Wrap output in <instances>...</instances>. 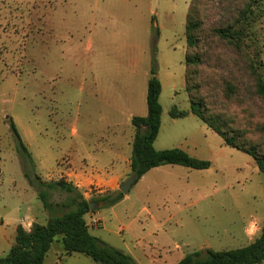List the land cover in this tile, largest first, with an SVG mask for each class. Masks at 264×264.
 <instances>
[{"label": "rangeland", "instance_id": "1", "mask_svg": "<svg viewBox=\"0 0 264 264\" xmlns=\"http://www.w3.org/2000/svg\"><path fill=\"white\" fill-rule=\"evenodd\" d=\"M191 1L0 0V230L29 208L44 206L41 193L63 204L53 212L47 209L48 217L71 209L75 193L42 185L39 176L62 180L59 172L70 161L99 173L113 162L122 166L121 155L132 154V118L148 113V83L155 69L163 106L156 149L184 147L212 166L164 165L116 205L94 203L109 228H126L112 233L111 243L125 240L144 264H176L196 251L207 254L253 241L264 223V175L252 156L226 146L191 111L185 77ZM207 1L209 21L219 24L248 0ZM255 31L264 62V11ZM174 107L190 114L172 118ZM11 119L32 160L19 152ZM117 139L122 147H111ZM76 192L87 193L89 200L100 195L94 188ZM90 231L109 238L103 226ZM59 241L52 255L62 258ZM151 255L158 256V263ZM5 256L0 246V257ZM69 258L74 259L65 264H97L83 254Z\"/></svg>", "mask_w": 264, "mask_h": 264}, {"label": "trees", "instance_id": "2", "mask_svg": "<svg viewBox=\"0 0 264 264\" xmlns=\"http://www.w3.org/2000/svg\"><path fill=\"white\" fill-rule=\"evenodd\" d=\"M207 0H192L186 18V90L191 111L217 133L228 147L252 156L264 175V62L255 26L262 17L264 0H248L225 23H212L205 12ZM162 82L155 69L148 83L146 116H134L135 136L130 158L131 176L136 183L154 168L181 165L193 169H208L209 160L189 154L181 148L158 150L155 142L161 125L163 106L160 101ZM262 102V105L259 104ZM259 104L262 108L257 107ZM189 111L174 107L170 115L181 119ZM11 129L19 141V152L32 160L13 121ZM0 158V178L2 177ZM39 179V178H38ZM135 183V184H136ZM74 194L71 209L54 214L45 223L34 222L30 229L19 225L15 244L9 254L0 257V264H45L55 241L61 237L65 253L90 257L97 264H137L134 258L92 235L86 216L92 203L111 207L124 198L117 190L100 194L91 200L64 179L44 184ZM41 193V192H40ZM44 207L53 212L63 204L51 202L40 194ZM65 206V205H64ZM100 207V208H101ZM264 262V223L248 245L220 251H196L176 264H260Z\"/></svg>", "mask_w": 264, "mask_h": 264}, {"label": "crops", "instance_id": "3", "mask_svg": "<svg viewBox=\"0 0 264 264\" xmlns=\"http://www.w3.org/2000/svg\"><path fill=\"white\" fill-rule=\"evenodd\" d=\"M133 139H134V137L132 138V141H131L132 143H133ZM131 142L128 143L129 147H131ZM121 145L122 144H120V141L117 139L113 142L111 147H122ZM181 149H184V147H182ZM184 150L187 151L186 149H184ZM98 151H101L102 153L107 152L104 149L103 150L98 149ZM108 152L110 153V151H108ZM131 155H132L131 153L122 154L121 155V159L123 161L122 166H115L114 162L110 163V164H112V167L109 168L108 171L104 172V173H99V172L95 171L94 169H89L84 164L73 163L72 161H70L65 166V169L59 172L60 173L59 176H60V178H64L65 181L73 184L75 187H77L79 189L87 188L89 191H91L93 188L94 189L98 188V190L100 191L99 192L100 194H109V193L115 192L117 190H120V187L123 184V182H125V180L127 178L129 179L131 177V175H130L131 174V168H130ZM97 160L100 163L105 162V159H103L102 157H99ZM162 168H163V166L154 168L152 170H155V169L161 170ZM146 175H144L140 181L144 180ZM39 180L41 181L40 184H42V185L49 183L48 180H45L43 178L40 179V176H39ZM132 187H131V189H132ZM131 189H130V191H131ZM86 194H85V196H86ZM94 208L97 210L92 211L91 213H89L86 216L87 221H89L92 216H99L103 220V218L100 216V211H99L100 207H94ZM143 210L147 211L148 215H150L151 218L158 220V218L151 211H149L146 208H144ZM48 216H49L48 211L44 206H40L37 208L31 207V208H29L28 214L26 216L21 217L19 219V221L11 222L9 224L8 229L3 227V229L0 230V246L3 247L4 254L7 256L9 254L11 248L15 244L17 228L19 225L24 226V228L28 230V229H30L31 225L34 222L45 223L49 219ZM115 218L118 220V215L116 214V212H115ZM0 223L3 224V220L0 221ZM100 226L101 227L103 226V228L105 229V232L109 236V238L106 241L103 240L104 242H106L107 244H109L113 247L121 249L124 252L131 255L134 258V260L137 262V264H144L140 259L137 258L138 254L136 252V248L132 247L125 240L122 241L123 244L117 245V246L114 243H111V242H113V239L111 236L112 233H119V232L124 233V232H126V228L124 226H120L117 231H114L111 228H109L107 226V224H105V221H102V225H100ZM54 243H56V241ZM60 243H62V240ZM156 243L160 246L159 241ZM52 249H53V245H52V248H51V250H50V252L46 258L45 264H65V263H68L67 261L74 259V258H69V257H73L74 254L67 255L65 253L63 243H62V246L59 247V249L64 252L63 253L64 255L62 258L59 257V254L57 252H55L52 255ZM75 254H78V253H75ZM151 257L154 258L153 259L154 263H158V259H157L158 256L151 255ZM159 258H161V256H159ZM78 259H80V258H78Z\"/></svg>", "mask_w": 264, "mask_h": 264}, {"label": "water", "instance_id": "4", "mask_svg": "<svg viewBox=\"0 0 264 264\" xmlns=\"http://www.w3.org/2000/svg\"><path fill=\"white\" fill-rule=\"evenodd\" d=\"M136 183V177L132 175L126 182H124L121 187L120 191L124 194L127 195L130 192L131 187ZM94 203L91 204V210H94Z\"/></svg>", "mask_w": 264, "mask_h": 264}, {"label": "built area", "instance_id": "5", "mask_svg": "<svg viewBox=\"0 0 264 264\" xmlns=\"http://www.w3.org/2000/svg\"><path fill=\"white\" fill-rule=\"evenodd\" d=\"M98 190V188H96ZM88 225L91 227H98L102 225V219L99 216H92L88 221Z\"/></svg>", "mask_w": 264, "mask_h": 264}]
</instances>
